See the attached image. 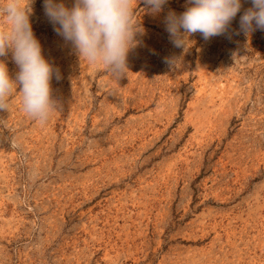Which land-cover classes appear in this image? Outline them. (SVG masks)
I'll return each instance as SVG.
<instances>
[{"label": "rangeland", "instance_id": "1", "mask_svg": "<svg viewBox=\"0 0 264 264\" xmlns=\"http://www.w3.org/2000/svg\"><path fill=\"white\" fill-rule=\"evenodd\" d=\"M187 6L137 13L145 32L115 79L35 0L57 110L40 122L14 95L0 111V264H264V30L239 31L242 0L225 33L184 51L164 17Z\"/></svg>", "mask_w": 264, "mask_h": 264}, {"label": "clouds", "instance_id": "2", "mask_svg": "<svg viewBox=\"0 0 264 264\" xmlns=\"http://www.w3.org/2000/svg\"><path fill=\"white\" fill-rule=\"evenodd\" d=\"M35 0H0V57L11 53L17 67L10 75L8 65L0 59V111L9 109V100L18 95L23 111L46 122L56 109L51 80L58 70L42 53L30 20ZM187 7L177 13L169 10L164 17L171 43L187 51L194 43L189 37L199 32L203 39L225 33L240 12L242 0H186ZM42 0L43 11L53 30L71 44L80 61L103 66L113 78L127 73V55L145 32L141 15H157L167 0ZM264 30V0H251V6L239 17V31L249 35ZM178 57L167 58L177 65Z\"/></svg>", "mask_w": 264, "mask_h": 264}]
</instances>
